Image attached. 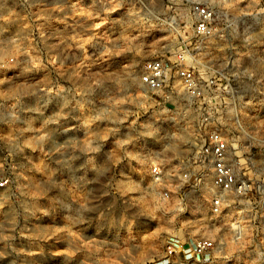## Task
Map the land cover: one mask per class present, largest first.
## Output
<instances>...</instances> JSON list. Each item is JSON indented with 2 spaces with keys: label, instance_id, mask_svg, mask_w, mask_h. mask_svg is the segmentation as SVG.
I'll use <instances>...</instances> for the list:
<instances>
[{
  "label": "rangeland",
  "instance_id": "374dc122",
  "mask_svg": "<svg viewBox=\"0 0 264 264\" xmlns=\"http://www.w3.org/2000/svg\"><path fill=\"white\" fill-rule=\"evenodd\" d=\"M103 2L31 0L29 37L0 36L16 57L0 69V165L13 177L0 190V264H264V159H252L255 192L227 194L219 215L210 177L198 185L180 175L193 177V163L157 159L194 148L168 144L139 79L163 53L122 45V18ZM223 7L235 27L264 31V0ZM216 57H202L213 73ZM156 163L169 175L161 183ZM202 237L215 241L209 255L167 256Z\"/></svg>",
  "mask_w": 264,
  "mask_h": 264
},
{
  "label": "built area",
  "instance_id": "2783aa9c",
  "mask_svg": "<svg viewBox=\"0 0 264 264\" xmlns=\"http://www.w3.org/2000/svg\"><path fill=\"white\" fill-rule=\"evenodd\" d=\"M103 3L113 5L122 18V45L127 37L136 49L163 53L143 63L139 79L163 115L157 121L165 123L168 144L194 148L158 153L157 159L193 163V177L190 169H179L180 175L198 185L210 177L216 189L211 202L215 215L221 213L227 194L250 197L255 192L254 178L248 175L252 159H264V125H253L254 116L264 120V72L248 67L264 65V31L235 27L236 16L223 7L227 0ZM87 14H93L91 5ZM30 19L31 0H0V36L6 42L29 37ZM209 49L217 51L214 73L202 60ZM15 62V56L5 57L0 51V69ZM171 130L174 134H169ZM151 174L157 183L169 176L161 163L151 167ZM12 178L0 165V190L11 188ZM214 247V239L202 237L191 247L170 244L166 252L168 257L180 252L204 257Z\"/></svg>",
  "mask_w": 264,
  "mask_h": 264
}]
</instances>
